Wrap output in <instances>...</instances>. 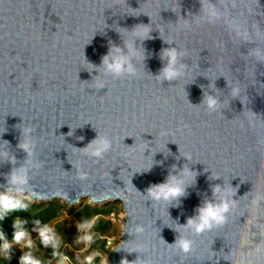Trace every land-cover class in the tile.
<instances>
[{
  "label": "water",
  "instance_id": "95a60500",
  "mask_svg": "<svg viewBox=\"0 0 264 264\" xmlns=\"http://www.w3.org/2000/svg\"><path fill=\"white\" fill-rule=\"evenodd\" d=\"M170 174L184 194L153 199ZM0 191L120 203L108 264H264V0H0ZM208 200L229 209L197 234Z\"/></svg>",
  "mask_w": 264,
  "mask_h": 264
},
{
  "label": "clouds",
  "instance_id": "9594fccd",
  "mask_svg": "<svg viewBox=\"0 0 264 264\" xmlns=\"http://www.w3.org/2000/svg\"><path fill=\"white\" fill-rule=\"evenodd\" d=\"M163 55L168 58V65L162 69V75L165 79L170 81L178 75L173 67L176 62L177 52L174 48H169L164 50ZM102 64L114 75H121L125 71L129 74L133 72L128 57L123 55L118 49H109L108 54L102 59ZM207 102L210 107L216 103L211 97L208 98ZM24 147L27 148V145H24ZM110 147V141L106 139L94 140L92 144L89 145L90 149H94L91 151V155L97 158L101 157ZM11 182L13 184L23 185L26 183V177L23 174L13 175L11 177ZM218 191L219 186L213 189V195ZM148 194L157 201H169L179 198L184 194L183 180L177 179L170 174L165 182L150 187L148 189ZM27 208L28 204L23 201L10 197L7 193H0V220H3L5 216L10 213L26 210ZM228 209L229 204L226 200L220 203H216L213 200L205 201L204 204L197 209V216L188 219L187 226L191 227L197 234L210 230L214 224L219 225L224 221L225 213ZM98 218L99 215L78 225L79 230L84 232V234L78 237L77 243H83L85 245V250L94 242L95 233L91 230L95 226ZM56 223V221H52L42 224V222L37 219L35 220L37 227H35L33 231L38 233L40 244L44 248L51 247L53 249L52 257L56 260L57 264H72L70 257L59 251L61 239L56 231ZM19 224L20 221L18 219L14 221L15 231L11 239L6 238L4 233L0 231V260H10L13 247L19 246L22 251L27 249L23 251V254L19 257V264H43L40 259L33 255L32 250L36 247V244L31 238L30 232L26 228L18 226ZM177 244L184 252L190 251L192 247V242L187 239H180L177 241ZM107 247L109 249L113 247L112 240L107 241ZM98 256H101V253L93 251L91 254L84 257L81 264H93ZM101 264H108L106 257H101ZM121 264H126V261H121Z\"/></svg>",
  "mask_w": 264,
  "mask_h": 264
},
{
  "label": "trees",
  "instance_id": "16d2710c",
  "mask_svg": "<svg viewBox=\"0 0 264 264\" xmlns=\"http://www.w3.org/2000/svg\"><path fill=\"white\" fill-rule=\"evenodd\" d=\"M0 193H3L0 191ZM10 197L19 199L28 204L26 210H20L10 213L5 216L3 220H0V231H2L6 238L11 239L15 231L14 221L17 219L20 221L18 226L24 227L25 225H36L35 220L39 219L42 224L48 223L54 220L60 211L66 209L69 215H73L79 223H83L87 220H91L93 217L99 215L95 226L91 230L95 233L94 242L90 245L88 254L93 251L101 253L106 252L107 234L111 228V221L108 218L109 213L112 211V202L92 204L87 199L80 202L78 205L68 206L61 200H51L47 202L35 201L29 197H22L20 195L9 194ZM37 249L42 250V254L36 256L43 264H56V260L52 257L53 249L51 247L44 248L40 241H37ZM61 252V247L59 248ZM48 254L51 257H48ZM101 256L96 257L93 264H100ZM0 264H19V261L11 258L10 260H0Z\"/></svg>",
  "mask_w": 264,
  "mask_h": 264
},
{
  "label": "rangeland",
  "instance_id": "374dc122",
  "mask_svg": "<svg viewBox=\"0 0 264 264\" xmlns=\"http://www.w3.org/2000/svg\"><path fill=\"white\" fill-rule=\"evenodd\" d=\"M84 200L85 199H83L82 201ZM87 200L90 203L89 199ZM63 203H65L68 206H73V204H69L67 202H63ZM74 205H78V204H74ZM111 208H112V211L109 213V216H108V218L111 221V228L109 230V233L107 234V238L108 240L113 241V247H114L120 241L124 214H123V210H122L120 203L112 202ZM52 221L57 222L56 231L61 239V245H60L61 249L65 246L70 255L71 260L75 264H81V261H83L84 257L89 255L88 250L90 246L87 247V250H85V245L83 243H77L78 237L84 234V232L79 230L78 225L80 223L76 221L73 215H69L66 209H63L62 211H60L58 216ZM35 227H37V225H25L23 228H26L30 232L31 238L36 244V247L32 250L33 255L36 257V256L41 255L43 251L37 249V241H39V236L36 231H33ZM26 250L27 249H24L23 251H26ZM110 250L111 248L110 249L107 248L106 252L103 253L101 257L107 258ZM23 251L21 250L19 246H14L12 249L11 258H14L15 260L19 261V257L23 254ZM48 257H51V255L48 254ZM100 264H101V259H100Z\"/></svg>",
  "mask_w": 264,
  "mask_h": 264
},
{
  "label": "built area",
  "instance_id": "2783aa9c",
  "mask_svg": "<svg viewBox=\"0 0 264 264\" xmlns=\"http://www.w3.org/2000/svg\"><path fill=\"white\" fill-rule=\"evenodd\" d=\"M111 214H112V213H111ZM107 241H108V238H107ZM107 241H106V248H108V247H107ZM61 252L64 253L65 255H68V256L70 257V255H69V253H68V251H67V249H66L65 246L61 249ZM70 259H71V258H70ZM71 261H72V260H71ZM72 264H75V263L72 261Z\"/></svg>",
  "mask_w": 264,
  "mask_h": 264
}]
</instances>
